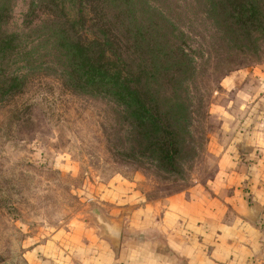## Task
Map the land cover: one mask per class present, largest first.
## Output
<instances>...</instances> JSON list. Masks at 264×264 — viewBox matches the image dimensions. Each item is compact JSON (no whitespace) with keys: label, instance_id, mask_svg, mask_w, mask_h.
Returning <instances> with one entry per match:
<instances>
[{"label":"rangeland","instance_id":"rangeland-1","mask_svg":"<svg viewBox=\"0 0 264 264\" xmlns=\"http://www.w3.org/2000/svg\"><path fill=\"white\" fill-rule=\"evenodd\" d=\"M2 1L4 29L20 34L19 54L8 56L3 69L21 84L8 94L0 87V264H30V249L94 211L89 194L109 179L123 178L147 199H162L214 176L209 140L220 125L216 101L226 97L220 81L264 64V0L238 32L219 22L213 0L139 2L137 14L155 40L191 60L180 82L178 99L188 111L172 164L159 159L114 99L71 87L39 2Z\"/></svg>","mask_w":264,"mask_h":264},{"label":"crops","instance_id":"crops-1","mask_svg":"<svg viewBox=\"0 0 264 264\" xmlns=\"http://www.w3.org/2000/svg\"><path fill=\"white\" fill-rule=\"evenodd\" d=\"M220 89L211 179L162 199L109 179L89 194L94 211L30 249L29 263L264 264V64L230 72ZM97 214L121 229L120 240L104 234Z\"/></svg>","mask_w":264,"mask_h":264},{"label":"trees","instance_id":"trees-1","mask_svg":"<svg viewBox=\"0 0 264 264\" xmlns=\"http://www.w3.org/2000/svg\"><path fill=\"white\" fill-rule=\"evenodd\" d=\"M35 1L53 27L57 56L65 60L62 67L71 87L103 92L114 99L159 159L172 164L178 149L175 138L187 120L186 103L178 99L180 82L186 80L191 63L185 51L179 58L155 40L154 29L137 14L142 0ZM257 7V0H213L212 6L218 11L219 22L236 32L255 19ZM4 12L0 0V87L8 94L18 85L19 77L7 75L3 65L12 53L19 54L15 49L20 34L4 29L8 24ZM171 64L176 68L168 70ZM160 78H165V83ZM166 83L167 89L162 86ZM174 111L180 115L175 117Z\"/></svg>","mask_w":264,"mask_h":264},{"label":"water","instance_id":"water-1","mask_svg":"<svg viewBox=\"0 0 264 264\" xmlns=\"http://www.w3.org/2000/svg\"><path fill=\"white\" fill-rule=\"evenodd\" d=\"M98 224L101 226L104 234L116 241L120 240L121 229L112 225L109 221L101 217L99 214L96 216Z\"/></svg>","mask_w":264,"mask_h":264}]
</instances>
